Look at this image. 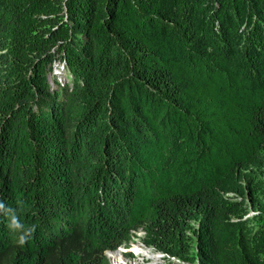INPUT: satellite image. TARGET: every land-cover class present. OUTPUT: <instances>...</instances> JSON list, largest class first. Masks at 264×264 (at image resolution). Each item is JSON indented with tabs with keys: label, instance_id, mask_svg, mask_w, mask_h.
Wrapping results in <instances>:
<instances>
[{
	"label": "trees",
	"instance_id": "trees-1",
	"mask_svg": "<svg viewBox=\"0 0 264 264\" xmlns=\"http://www.w3.org/2000/svg\"><path fill=\"white\" fill-rule=\"evenodd\" d=\"M140 228L264 264V0H0V264H110Z\"/></svg>",
	"mask_w": 264,
	"mask_h": 264
},
{
	"label": "built area",
	"instance_id": "built-area-1",
	"mask_svg": "<svg viewBox=\"0 0 264 264\" xmlns=\"http://www.w3.org/2000/svg\"><path fill=\"white\" fill-rule=\"evenodd\" d=\"M146 236H147V232L144 229H142V228H140L138 230H132L131 239H130L129 243L122 245L121 247H119L115 251L108 250V251L105 252L110 264H114V260L112 259L111 254L115 253V252H118L119 250H125V252H123V256H124V261H125L126 264H134L135 261L133 263H130L129 260H128V256H127V253H132V254L136 255L133 251H131L134 246H139L141 248H148L149 250L153 249L154 251L152 250V252L157 254V256L159 257V260L157 261V263L160 260H162V258L165 259V256H167V255H165V254H163L161 252H158L155 248H150L145 243L144 239L146 238ZM136 242H138L139 244H136ZM137 257H141V256H137ZM148 259H150V258H148ZM141 260H143V258ZM150 260H152V259H150ZM173 260L175 262H178V263L180 262L179 260H176L175 258H173ZM152 262H153V260H152ZM151 263H149V264H151Z\"/></svg>",
	"mask_w": 264,
	"mask_h": 264
},
{
	"label": "bare ground",
	"instance_id": "bare-ground-1",
	"mask_svg": "<svg viewBox=\"0 0 264 264\" xmlns=\"http://www.w3.org/2000/svg\"><path fill=\"white\" fill-rule=\"evenodd\" d=\"M140 248L138 247V250H134L133 248L131 251H133L134 253L137 252L138 254L144 257L151 258L152 260H154V262H152L151 264H157V261L159 260V257L157 256V254L153 253L148 248H141V250ZM123 252H125V250H119L118 252L111 254V257L114 260V264H126L124 261Z\"/></svg>",
	"mask_w": 264,
	"mask_h": 264
},
{
	"label": "rangeland",
	"instance_id": "rangeland-1",
	"mask_svg": "<svg viewBox=\"0 0 264 264\" xmlns=\"http://www.w3.org/2000/svg\"><path fill=\"white\" fill-rule=\"evenodd\" d=\"M136 244H139L138 242H136ZM147 244V243H146ZM148 245V244H147ZM138 247L139 246H134L133 248H134V250H138ZM140 248V247H139ZM150 248H154V247H151L150 246ZM140 250H141V248H140ZM146 250V249H145ZM153 249H151V251H152ZM154 251V250H153ZM136 253V255L137 256H141V257H137L136 255H134V254H132V253H127V256H128V260H129V262L130 263H133L134 261V264H149V263H151L152 262V260H150V259H148L147 257H144V256H142V255H140V254H138L137 252H135ZM143 258V260H141ZM110 259V258H109ZM153 262H154V260H153ZM157 264H172L171 262H170V260L167 258L166 259V261L162 258V260H160Z\"/></svg>",
	"mask_w": 264,
	"mask_h": 264
},
{
	"label": "clouds",
	"instance_id": "clouds-1",
	"mask_svg": "<svg viewBox=\"0 0 264 264\" xmlns=\"http://www.w3.org/2000/svg\"><path fill=\"white\" fill-rule=\"evenodd\" d=\"M250 215H253L252 213L250 214ZM150 247V246H149ZM156 249V248H155ZM157 250V249H156ZM112 251H115V250H112ZM158 252H161V253H163V254H165V255H167V256H165V261H166V259L168 258L169 260H170V262L172 263V264H185L184 262H182V261H180L179 259H177L176 257H172V256H170L169 254H166V253H164V252H162V251H159V250H157ZM173 258H175L176 260H179L180 262L178 263V262H175L174 260H173Z\"/></svg>",
	"mask_w": 264,
	"mask_h": 264
}]
</instances>
